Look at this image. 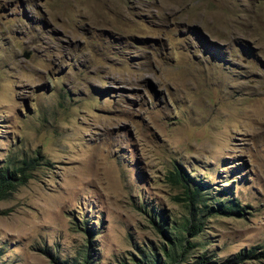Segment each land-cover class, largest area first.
Returning a JSON list of instances; mask_svg holds the SVG:
<instances>
[{
	"label": "rangeland",
	"instance_id": "rangeland-1",
	"mask_svg": "<svg viewBox=\"0 0 264 264\" xmlns=\"http://www.w3.org/2000/svg\"><path fill=\"white\" fill-rule=\"evenodd\" d=\"M29 157L0 264L74 263L85 225L91 264L158 250L151 211L186 214L174 169L242 206L176 264L262 250L264 0H0V167Z\"/></svg>",
	"mask_w": 264,
	"mask_h": 264
},
{
	"label": "trees",
	"instance_id": "trees-1",
	"mask_svg": "<svg viewBox=\"0 0 264 264\" xmlns=\"http://www.w3.org/2000/svg\"><path fill=\"white\" fill-rule=\"evenodd\" d=\"M37 159L29 157L21 159L18 164L6 163L0 167V200L8 197L19 186L24 185L28 179L32 177V172L36 169ZM44 164V163H43ZM48 165V161H45ZM167 180L179 186L181 195L173 198L181 201L186 209V214L180 222H168L163 217L162 212L151 211L149 220L154 229L164 238L158 250L147 248V250H139V256L130 258L129 263L122 264H176L183 261L187 250L193 249L197 243L190 242L187 236L194 237L204 228V217L212 215H239L242 206L237 200L228 197L217 198L209 196L206 187L208 184L203 181H192L187 175L181 174L176 169L168 170L166 174ZM83 231L88 235L86 245L80 258L70 264H91V228L86 225ZM260 251L254 248L236 252L231 257L226 258L220 264H244L247 259L264 258V247ZM208 256L204 253L197 256L192 264H201L206 261ZM58 264V263H57ZM61 264H68L64 260Z\"/></svg>",
	"mask_w": 264,
	"mask_h": 264
}]
</instances>
